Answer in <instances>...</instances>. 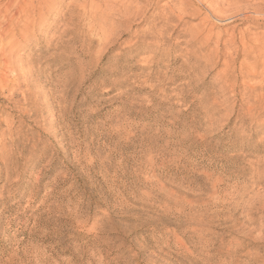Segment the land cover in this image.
<instances>
[{
  "label": "rangeland",
  "instance_id": "obj_1",
  "mask_svg": "<svg viewBox=\"0 0 264 264\" xmlns=\"http://www.w3.org/2000/svg\"><path fill=\"white\" fill-rule=\"evenodd\" d=\"M50 1L0 43V264H264V0Z\"/></svg>",
  "mask_w": 264,
  "mask_h": 264
},
{
  "label": "bare ground",
  "instance_id": "obj_2",
  "mask_svg": "<svg viewBox=\"0 0 264 264\" xmlns=\"http://www.w3.org/2000/svg\"><path fill=\"white\" fill-rule=\"evenodd\" d=\"M42 1L43 0H0V43H2L4 40H8V42H9V40H11L10 37L12 36L14 30L18 29V28H13L12 25L14 23H16V24L20 23L21 19H23L25 16H27V14L30 13L31 11L33 12L37 7L42 8L43 7V5L41 4ZM45 1H43L42 3H44ZM35 3H36V5H34ZM182 3H184V2H182ZM107 6L108 5H106V7ZM121 7L123 8V10L125 12L129 11L127 9L128 7L126 8V5H121ZM180 10H181V12H183L182 9H180ZM123 16H125V15L123 14ZM128 16H129V14H128ZM13 37H14V35H13ZM4 49L3 50L0 49V60L2 61V64L0 66V69H2V72H0V86L3 85L7 81V75L6 74L10 73V71L12 69H15L16 65L18 63L17 61H10L9 57L11 55H9V56L6 55V52L8 53V50H4ZM259 54L263 58L264 57V49L260 50Z\"/></svg>",
  "mask_w": 264,
  "mask_h": 264
}]
</instances>
